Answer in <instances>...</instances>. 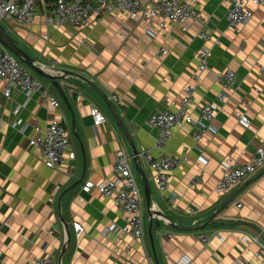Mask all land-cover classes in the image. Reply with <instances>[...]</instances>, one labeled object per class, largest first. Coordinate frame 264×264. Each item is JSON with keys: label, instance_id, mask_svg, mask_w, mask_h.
I'll use <instances>...</instances> for the list:
<instances>
[{"label": "crops", "instance_id": "1", "mask_svg": "<svg viewBox=\"0 0 264 264\" xmlns=\"http://www.w3.org/2000/svg\"><path fill=\"white\" fill-rule=\"evenodd\" d=\"M36 1L31 24H0L50 72L67 69L95 82L116 104L139 152L151 149L155 157L159 155L158 129L149 119L158 110L178 108L184 87L198 71V52L203 48L210 50L208 68L193 91L190 113L197 120L200 105L218 103L219 109L213 120L216 129L198 141L194 124L182 121L173 127L166 151L186 160L170 172L164 193L157 187L154 170L139 155L150 187L149 208L145 184L133 162L144 197V237L137 240L127 233L110 237L107 229L124 225L128 214L97 188L84 192L82 186L86 180H112L116 151L123 147L132 153V147L103 99L87 82L69 74L59 82L72 110L51 80L35 72L59 107L48 105L37 93L24 104L26 96L20 89L13 88L6 96L5 84L0 82V264H33L45 253L53 254L57 264H142L148 258L155 264H177L185 255L191 264H264V167L227 195L214 191L226 158L244 163L264 143V71L256 65L264 64V7L249 4L253 17L235 28L227 21L222 0H196L202 20L168 21L164 31L151 37L140 14L119 8L111 13L94 11L85 27L50 25L53 0ZM201 30L210 39L200 38ZM161 48L166 52L158 53ZM227 69L236 72L237 81L229 100L221 104L217 96L223 82L218 73ZM17 106H21L18 114ZM91 107L107 118L97 129ZM240 113L250 119L249 128L239 124ZM17 119L27 124L22 132L13 125ZM53 120L67 125L75 153L73 159L66 153L58 168L47 167L29 145L37 128L44 130ZM238 189L236 197L221 208ZM216 210L213 222L201 229L170 225L201 224ZM74 222L84 227L79 237ZM65 223L71 239L59 262L68 238ZM212 230L219 233L203 244L199 235Z\"/></svg>", "mask_w": 264, "mask_h": 264}, {"label": "built area", "instance_id": "2", "mask_svg": "<svg viewBox=\"0 0 264 264\" xmlns=\"http://www.w3.org/2000/svg\"><path fill=\"white\" fill-rule=\"evenodd\" d=\"M226 5V18L230 26L240 27L246 24L252 17L253 12L249 4H257L264 7V0H222ZM96 3V6H94ZM196 0H151L148 4L141 0H53L48 24H70L76 27L89 25L94 11L111 13L115 8L126 10L130 14H140L147 26L146 32L149 36H156L165 30L168 21L182 23L187 20H202V14L195 7ZM37 12L36 0H0V22L13 21L20 25H29L33 22ZM182 30H186L182 26ZM125 35V33H123ZM46 37V35H43ZM198 36L204 40L210 39V35L205 31H200ZM217 42V40H216ZM161 48L158 53H165ZM210 50L203 48L198 52V71L193 76V81L188 83L184 89V95L176 110H158L149 119V122L158 129L155 147L159 149V155L154 156L151 149H145L139 153L147 164L155 172V180L159 191L164 193L169 185L170 172L179 166L186 156L177 157L166 151L168 141L172 138V129L182 121L194 124V139L200 140L209 130H215L213 120L215 113L219 109L218 103L199 106V117L193 119L190 113V106L193 102V91L197 88L200 74L208 68V58ZM258 69L264 71V64L256 63ZM59 72V71H58ZM57 72V73H58ZM222 79L223 89L218 94V102L224 104L231 97V91L236 84L237 74L234 70L227 69L218 73ZM0 82L5 84L4 93L9 96L13 88L20 89L26 96V104L31 96L39 94L46 103L52 107H59V101L51 96L50 92L34 76L33 70L20 61L9 49L0 42ZM257 90V89H256ZM112 99L118 102L119 97L113 94ZM245 101V100H244ZM23 104V105H24ZM21 106H17L15 113L18 114ZM93 126L95 129L107 121L106 116L97 107L90 108ZM239 124L249 128L250 119L244 113H240L237 118ZM14 126L19 127L22 132L27 124L21 119H17ZM29 145L34 147L43 160L44 164L50 168H58L64 162V156L69 154L71 159L75 158V153L71 150V139L69 129L62 120L51 121L44 130L37 128L36 133L29 139ZM113 165L114 178L110 181L94 182L86 180L82 186V191L90 192L92 188H97L104 196L113 200L114 205L121 211L128 214L124 225L113 224L107 229L108 236L112 237L119 233H127L137 240L144 237L143 219V195L137 184L133 170V156L125 148L121 147L116 151ZM264 167V143L258 146L255 153L244 163H237L232 157L226 158L221 163V177L217 181L214 191L218 196L227 195L230 190L241 184L249 176ZM81 199L82 196L80 197ZM242 206L241 202L237 203ZM191 214H196L190 210ZM76 237L84 232V227L80 222L73 223ZM264 231V228H263ZM217 231H210L209 234L201 233L199 240L207 244L212 236L217 235ZM257 241L256 237L251 238ZM189 256H183L177 264H191ZM33 264H57L53 254L45 253L35 258ZM142 264H155L150 258Z\"/></svg>", "mask_w": 264, "mask_h": 264}, {"label": "water", "instance_id": "3", "mask_svg": "<svg viewBox=\"0 0 264 264\" xmlns=\"http://www.w3.org/2000/svg\"><path fill=\"white\" fill-rule=\"evenodd\" d=\"M0 42L2 44H4L9 51L14 54L20 61H22L25 65L29 66L33 72H35L37 75L42 76V77H46L49 80H51V83L54 85V87L58 90L59 94L61 95L64 103L66 104V106L72 110L70 102L67 98V95L65 94L64 90L61 87V84L59 82V79H65L66 76L72 75L78 78H81L82 80H84L85 82H87L99 95L100 97L103 99V101L105 102L109 112L112 114L113 118L115 119L117 125L122 129L123 133L125 134L129 144L132 147V156H133V162H134V166L135 169L138 171L140 178L142 179V181L145 184V188H146V192H145V197H146V202H147V206L148 208L151 207V203H150V187H149V182L147 180V177L145 175L143 166H142V161L141 158L139 156V151L137 150L131 133L127 127V125L125 124V122L123 121V119L121 118V115L118 111V108L116 106V104L110 99V97L95 83L93 82L91 79H89L88 77L84 76L83 74L71 71V70H67V69H59L57 71H59L58 73L55 72H50L48 69V66L44 65V64H40L38 63L32 56H30L23 48H21L18 45L17 40H15V38H13L9 32L6 30L5 26L3 24H0ZM255 178V177H254ZM254 178H251V180H253ZM248 182H250V180H248ZM247 182V183H248ZM239 190H236L233 194H231L223 203L221 208H224L231 200H233L236 195L239 193ZM219 213V210H216L215 213L212 215V217L207 220L204 223L201 224H197V225H192V226H178L175 223H170V225L176 229H180V230H196V229H201L206 227L207 225H209L210 223L213 222V218ZM63 220V219H62ZM65 227L67 229L68 232V238H67V242L65 244V246L62 249V253L60 255L59 258V262L61 261V257L63 256L64 252H65V248L66 246L69 245L70 243V239H71V235H70V231L68 229V224L65 223Z\"/></svg>", "mask_w": 264, "mask_h": 264}, {"label": "rangeland", "instance_id": "4", "mask_svg": "<svg viewBox=\"0 0 264 264\" xmlns=\"http://www.w3.org/2000/svg\"><path fill=\"white\" fill-rule=\"evenodd\" d=\"M33 74L35 75V73H34V72H33ZM136 177H137V174H136ZM136 181H137V184H138L139 188L142 190V186H141V184H140V181H139V179L137 178V179H136Z\"/></svg>", "mask_w": 264, "mask_h": 264}]
</instances>
